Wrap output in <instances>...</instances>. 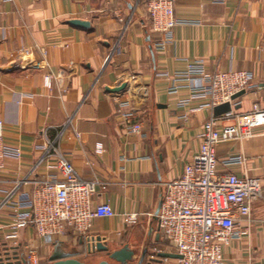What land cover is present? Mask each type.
I'll list each match as a JSON object with an SVG mask.
<instances>
[{
	"label": "crops",
	"instance_id": "1",
	"mask_svg": "<svg viewBox=\"0 0 264 264\" xmlns=\"http://www.w3.org/2000/svg\"><path fill=\"white\" fill-rule=\"evenodd\" d=\"M174 14L193 23L175 28L174 44L158 52L154 45L161 36L152 30L145 0L0 2V119L5 144L21 150L0 170V254L24 256L25 246L35 243L40 264H52L56 254L98 264L107 253L92 252L88 240L101 236L112 251H149L146 264H179L178 258L155 256V249L176 254L156 212L165 185L198 153L213 112L179 107L190 92L181 84L178 93H168L171 76L196 60L209 72L254 74L252 87L235 99L219 129L255 104L264 108V0H174ZM75 20L89 26L71 25ZM123 83V92L106 91ZM116 99L137 109L142 135L123 131ZM252 134L215 147L219 173L257 178L263 189L250 217L239 220L241 238L223 247L226 264H264V125ZM49 142L84 180L98 182L93 204H109L115 216L95 219L87 236L69 229L52 246L29 227L13 248L5 226L20 196L58 173L57 155L43 149ZM233 155H243L245 165L222 164ZM128 214L138 215L135 225L127 223Z\"/></svg>",
	"mask_w": 264,
	"mask_h": 264
},
{
	"label": "built area",
	"instance_id": "2",
	"mask_svg": "<svg viewBox=\"0 0 264 264\" xmlns=\"http://www.w3.org/2000/svg\"><path fill=\"white\" fill-rule=\"evenodd\" d=\"M12 0H0L8 2ZM146 13L153 32L161 38L154 47L158 52L174 44V30L178 26L192 24L174 14V0H145ZM264 68V45L260 48ZM28 53V51H26ZM167 76V74H165ZM254 74L249 71L209 72L203 60L190 62L183 71L171 76L168 93H178L181 84H186L190 98L181 100L179 107L190 112L210 111L235 100L233 96L250 89ZM50 78H45L49 85ZM198 104L193 106V101ZM120 124L126 135H142V124L137 120V109L116 99ZM187 117V114L183 116ZM225 116L214 114L203 126L202 142L192 162L183 174L165 185L161 206L157 214L160 229L177 255L179 264H226L223 247L232 240H239V220L249 218L252 204L262 198V183L257 178L238 176L235 173H219V160L215 147L223 142L244 140L252 137V128L264 125V108L255 104L251 111L236 116V123L219 129V121ZM79 137V135H78ZM46 154L57 155L58 173L36 182L31 193H23L10 214L5 226L9 232L5 240L18 247L21 231L34 228L38 239L46 246L72 229L80 236H87L95 219L112 218L113 208L107 204H93L98 182L84 180L72 162L49 142ZM96 152L101 154L99 146ZM21 150L10 148L4 142L3 122L0 119V170L7 158H20ZM243 155H233L222 161L226 167L243 166ZM127 223L135 225L137 214H128ZM6 252V251H4ZM155 256L163 250H154ZM0 254V264H40L38 247L35 243L25 246L24 256L9 252ZM11 262V263H10Z\"/></svg>",
	"mask_w": 264,
	"mask_h": 264
},
{
	"label": "water",
	"instance_id": "3",
	"mask_svg": "<svg viewBox=\"0 0 264 264\" xmlns=\"http://www.w3.org/2000/svg\"><path fill=\"white\" fill-rule=\"evenodd\" d=\"M71 25L84 28L88 27L89 24L87 22H82L79 20H75L71 22ZM127 87V83H123L120 86L116 88H106V91L111 93H119L123 92ZM244 94V91L236 94L233 96V100L237 99L238 97L242 96ZM232 106L229 103L220 105L216 107L213 111L214 116L219 117L221 115L227 114L231 112ZM161 206V204H160ZM159 206V209H160ZM159 209L156 212V216L159 212ZM103 238L101 236L93 237L88 240V245L90 246V250L92 252H104L108 254V257L111 261L117 263V264H129L131 260L133 259L134 253L131 251L127 246H124L123 248L110 252L109 247L107 244H105ZM7 259H11L9 256V253H6ZM159 258H180L177 254H170V253H159L156 255ZM146 258V254L144 253L139 261L138 264H143ZM52 264H86L84 262H81L75 258H72L71 256L67 255H59L56 254L51 258ZM151 261H156V257H152ZM11 263V262H10ZM98 264H109L108 261H101Z\"/></svg>",
	"mask_w": 264,
	"mask_h": 264
},
{
	"label": "rangeland",
	"instance_id": "4",
	"mask_svg": "<svg viewBox=\"0 0 264 264\" xmlns=\"http://www.w3.org/2000/svg\"><path fill=\"white\" fill-rule=\"evenodd\" d=\"M109 250H110V248H109ZM110 252H113V251L110 250ZM149 254H150V252L147 251V253H146V258H145V261H144L143 264H146L147 257H148ZM142 255H143V253H142V249H140V248H139V249H136L135 252H134V258L131 260V262H130L129 264H138L139 261H140V259H141V257H142ZM103 261H108L109 264H113V261H111V260L109 259V257H108L107 254H105V255L103 256ZM94 262H95L94 260H93V261H90V260H89L88 263H94Z\"/></svg>",
	"mask_w": 264,
	"mask_h": 264
}]
</instances>
